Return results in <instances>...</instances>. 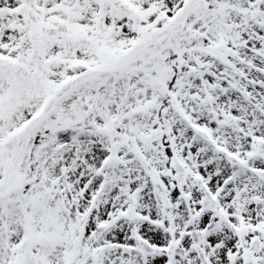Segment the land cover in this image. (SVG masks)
I'll return each instance as SVG.
<instances>
[{"label":"snow or ice","instance_id":"snow-or-ice-1","mask_svg":"<svg viewBox=\"0 0 264 264\" xmlns=\"http://www.w3.org/2000/svg\"><path fill=\"white\" fill-rule=\"evenodd\" d=\"M0 264H264V0H0Z\"/></svg>","mask_w":264,"mask_h":264}]
</instances>
